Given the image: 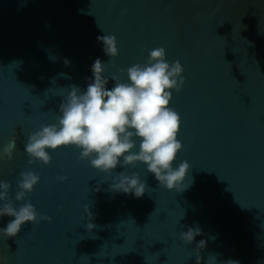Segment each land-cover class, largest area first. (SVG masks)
Segmentation results:
<instances>
[{
  "label": "water",
  "instance_id": "1",
  "mask_svg": "<svg viewBox=\"0 0 264 264\" xmlns=\"http://www.w3.org/2000/svg\"><path fill=\"white\" fill-rule=\"evenodd\" d=\"M105 34L116 37L114 58L97 41ZM158 46L184 69L170 106L181 118L173 167L189 163L186 189L159 186L143 162L102 172L75 146L28 164V135L58 123L68 88L86 91L97 58L104 75L130 82L126 69ZM12 139L9 160L2 149ZM0 156L10 198L22 171L40 175L14 206L31 202L52 217L0 233V264H196L200 240L201 264L213 254L215 264H264V0H0ZM121 171L146 181L142 197L110 189ZM12 219L0 217V228ZM189 227L201 235L185 243Z\"/></svg>",
  "mask_w": 264,
  "mask_h": 264
},
{
  "label": "clouds",
  "instance_id": "2",
  "mask_svg": "<svg viewBox=\"0 0 264 264\" xmlns=\"http://www.w3.org/2000/svg\"><path fill=\"white\" fill-rule=\"evenodd\" d=\"M103 42V51L111 58L119 55L115 35L105 34L97 37ZM69 61L65 60L67 65ZM113 66H115L113 64ZM93 80L86 91L71 85L66 98L59 105L58 123L44 125L40 130L28 135L24 151L30 159L28 164L37 161L43 164L51 162L47 149L56 150L62 146H75L81 149L79 159H88L92 167L109 173L118 166H127L136 162L147 165V171L155 175L159 186L169 190L183 191L188 186L183 184L189 163L185 160L178 167H173L182 142L178 139L181 126L179 113L170 106L172 90L179 92L185 83L182 75L184 69L179 60L168 62L163 46L155 47L148 53L145 64H133L126 69L128 81H121L113 73L111 77L104 75L105 64L97 58L91 67ZM119 71L123 72L124 69ZM61 75H64L63 73ZM115 81L110 90L106 85ZM139 138V151H132ZM16 148L15 139L10 140L2 149V154L9 160ZM2 158V156H0ZM18 191L15 197H9L10 182L0 180V217H14L0 233L6 237L16 236L25 222L39 223L41 220L52 221V217L38 213L31 202L14 206L33 191L39 182V173L28 170L20 173ZM61 181L67 176H60ZM112 191H123L142 197L146 191V181H142L139 173L126 175L121 171L118 176L111 177ZM89 222L87 228L92 230L96 225L90 222L93 214L90 206L85 205ZM180 239L191 243L197 235H201L199 227H189L180 232ZM206 246L200 240L196 246V264H201L200 249ZM213 254L207 264H215ZM223 264H239L236 260H227Z\"/></svg>",
  "mask_w": 264,
  "mask_h": 264
}]
</instances>
